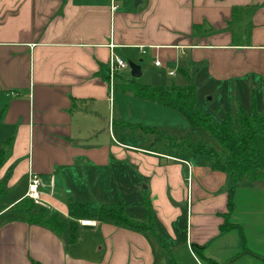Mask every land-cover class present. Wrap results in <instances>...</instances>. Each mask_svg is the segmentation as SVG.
Returning <instances> with one entry per match:
<instances>
[{
    "label": "crops",
    "instance_id": "0c3cea01",
    "mask_svg": "<svg viewBox=\"0 0 264 264\" xmlns=\"http://www.w3.org/2000/svg\"><path fill=\"white\" fill-rule=\"evenodd\" d=\"M234 8L252 10L231 26ZM233 31L249 43L234 46ZM112 54L127 69L139 62L142 75L156 68L159 80L205 71L216 85L264 93V0H0V182L3 197L12 195L0 204V264H168L170 256L204 264L196 246L218 264H264V179L235 191L237 228L221 232L229 174L171 149L168 134L162 142L132 129L187 124L127 93V69L116 73L111 100ZM31 173L43 182L41 207L64 219L72 198L95 206L123 200L127 215L143 221L146 198L167 247L96 220H78L71 242L68 230L57 235L15 218L8 211L26 198Z\"/></svg>",
    "mask_w": 264,
    "mask_h": 264
},
{
    "label": "trees",
    "instance_id": "16d2710c",
    "mask_svg": "<svg viewBox=\"0 0 264 264\" xmlns=\"http://www.w3.org/2000/svg\"><path fill=\"white\" fill-rule=\"evenodd\" d=\"M252 8H234L229 25L240 24L244 17L251 13ZM233 45L246 46L250 36L241 38L233 31ZM125 91H132L138 98L147 100L160 107L171 109L184 116L193 129L206 132L209 139L218 144L221 150L214 148L209 142L193 143L189 137L178 139L168 137V146L177 152H187L195 156H204L212 163L215 171L227 172L231 179L228 190V211L223 216L221 232L237 228L230 218L234 210L235 191L242 185L260 182L264 179V113L257 111L256 106L247 113L238 103L228 112L217 125H213L212 117L203 109L197 108L198 88L195 83L188 86L151 87L140 84L136 79H130L123 84ZM6 157V149H0V165ZM5 186L0 182V198L5 194ZM69 219L62 218L58 213L47 210L25 198L8 213L15 218L43 227H47L57 235L68 230L71 242L78 239V220H96L101 223H111L131 231L156 236L158 243L166 248L167 244L156 234L155 220L150 203L145 198L143 207L145 219L135 220L126 213L123 200L95 206L93 203H81L68 199ZM197 257L204 264H218L204 255L203 247H195ZM39 264V263H34ZM168 264H177L170 256Z\"/></svg>",
    "mask_w": 264,
    "mask_h": 264
},
{
    "label": "rangeland",
    "instance_id": "374dc122",
    "mask_svg": "<svg viewBox=\"0 0 264 264\" xmlns=\"http://www.w3.org/2000/svg\"><path fill=\"white\" fill-rule=\"evenodd\" d=\"M132 64L137 65L136 63L139 62H130ZM151 71V72H150ZM150 71L144 69V75H142L140 78H138V81L142 84L150 85L151 87H169L172 85L176 86H186L190 85L195 82L196 86L198 87V103L197 108L203 109V111L207 114H209L212 117V123L213 125H217L220 123V121L223 119V117L230 112L231 108L238 103L247 113H250L253 109V103L256 102L258 104L257 111L264 113V93L261 91L260 87L257 86L255 89V92L251 91V88L249 85L245 84H237L236 87H231L230 85H216L212 83V81H207L205 76V71L201 75H196L192 80H185L181 75H178L175 78L172 77H162V80H159L158 78L154 77L155 75H152V72H156V68H151ZM121 77H128L131 74V70L127 69L125 71H122ZM256 78V77H255ZM117 93L121 94L124 93L120 88H118ZM127 93H132L131 91H128ZM216 93V94H215ZM253 93H255V98L253 99ZM215 94V95H214ZM214 95V96H213ZM169 112H173L176 116H179L182 118V120H185L186 124L184 127L178 126L175 124L174 128H167L165 129L166 132H164L161 128L162 125L157 124V127H151V128H141V126H134L132 129L135 131V127H138V129H142V134H146L145 132H148V135L152 136H158V139L162 140L163 138L161 136H171V137H189L190 140L197 144L200 142L204 143H210L214 148L221 150L220 146L213 141H211L206 134V132L201 131L199 129H193L189 126L187 119L172 111L171 109H166ZM111 126H113V117H114V110L112 108L111 110ZM117 116V114H115ZM176 118V117H175ZM178 126V127H177ZM165 127V126H164ZM145 130V132H144ZM140 134V132L136 133ZM168 134V135H167ZM166 138V137H165ZM154 137L152 140H149V145H152L154 143ZM153 141V142H152ZM159 141V142H161ZM169 143V141H168ZM1 149V146H0ZM12 198V195L0 198V204H5ZM116 201V200H114ZM113 202V201H112ZM110 203V202H107ZM98 206H101L98 205ZM133 212H136V210H132Z\"/></svg>",
    "mask_w": 264,
    "mask_h": 264
},
{
    "label": "built area",
    "instance_id": "2783aa9c",
    "mask_svg": "<svg viewBox=\"0 0 264 264\" xmlns=\"http://www.w3.org/2000/svg\"><path fill=\"white\" fill-rule=\"evenodd\" d=\"M111 49L114 48V46H110ZM156 66H160L159 62H156ZM129 68V64L122 60L121 58L115 56L114 54L111 55L110 59V66H109V87H110V96L112 100V96L114 93V87H115V76L116 73L120 70H124ZM173 75V73H171ZM41 187H43V182L40 176L37 174L31 173L28 178V188L26 192V198L32 200L35 204L43 206L44 203L42 202L41 198ZM80 224L82 226H92L93 223L91 221H81Z\"/></svg>",
    "mask_w": 264,
    "mask_h": 264
},
{
    "label": "water",
    "instance_id": "95a60500",
    "mask_svg": "<svg viewBox=\"0 0 264 264\" xmlns=\"http://www.w3.org/2000/svg\"><path fill=\"white\" fill-rule=\"evenodd\" d=\"M131 76L134 79H138L141 77L142 72L139 66L135 64H130Z\"/></svg>",
    "mask_w": 264,
    "mask_h": 264
}]
</instances>
